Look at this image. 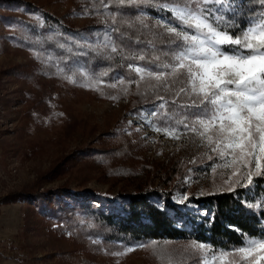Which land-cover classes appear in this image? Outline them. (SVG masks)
<instances>
[{
	"label": "rangeland",
	"instance_id": "rangeland-1",
	"mask_svg": "<svg viewBox=\"0 0 264 264\" xmlns=\"http://www.w3.org/2000/svg\"><path fill=\"white\" fill-rule=\"evenodd\" d=\"M26 3L32 9L23 7ZM120 3L0 0V264H203L202 257L212 261L213 253L215 264H264L257 255L245 258L211 245L199 249L194 247L199 243L189 240L113 244L94 233L99 227L78 212L77 217L57 213L60 199L70 206L112 208L118 205L114 198L121 189L134 194L148 186L172 188L180 210L204 214L206 208L195 206L190 196L229 189L264 168V160L257 170L254 158L218 155L191 131L176 128L174 138V127L158 126L146 109L133 110V104L145 102L143 94L157 86L185 87L182 77L158 80L132 68L134 81L118 73L104 82L94 79L96 71L88 63L72 69L56 65L62 59L56 47L64 46L65 38L116 60L114 25L139 30L125 12L116 16ZM45 12L72 32L57 36L47 30ZM160 18L155 23L166 31L163 21L168 20ZM78 33L80 38L73 36ZM176 94L189 98L180 90ZM213 161V171H208ZM37 186L42 191H69L48 193L51 207L45 199L30 196L4 202L9 194ZM157 203L164 208L163 199ZM220 252L228 255L221 260Z\"/></svg>",
	"mask_w": 264,
	"mask_h": 264
},
{
	"label": "trees",
	"instance_id": "trees-1",
	"mask_svg": "<svg viewBox=\"0 0 264 264\" xmlns=\"http://www.w3.org/2000/svg\"><path fill=\"white\" fill-rule=\"evenodd\" d=\"M114 11L116 16L127 15L134 27L128 29L123 24H115L117 36L116 60L108 59L100 52L71 39L65 38V44L56 49L61 53L62 59L56 65L64 69H72L77 63L87 64L95 72V80L108 82L116 74L124 80H135L132 68L143 67L153 73L164 72V76H171L168 70L162 66L169 63L167 51V37L161 36L166 31L155 23V18L161 17L166 20L172 19L171 12L161 9L163 0H119ZM127 1H137L133 5H126ZM201 7L214 8L226 7V0H221L220 5L209 3L205 5L201 0ZM29 7V4H22ZM130 7V9H127ZM254 10V11H253ZM35 11V10H34ZM264 14V0H243V5L237 23L241 26L245 18L258 17ZM44 27L54 30L57 36H64L71 29L63 25L60 18L45 12L43 15ZM176 23V21H173ZM59 29V30H58ZM61 29V30H60ZM65 29V30H62ZM64 31V32H63ZM238 31V30H237ZM235 38L236 33L229 32ZM79 37L78 34H73ZM80 38V37H79ZM55 52V51H54ZM143 55L144 59L139 57ZM131 65V68L129 67ZM160 67H157V66ZM89 70V69H88ZM91 70V72L93 71ZM144 73L149 74L148 71ZM155 76V75H153ZM172 89L157 86L148 94H143L144 99L140 104H133V110H147L155 115L158 126H170L181 129L175 123L180 119L177 112L195 111V109H181L180 105L190 103V98L182 94H176L181 89L179 83H172ZM175 101V103H173ZM163 104L164 107H159ZM214 161L208 164V171H213ZM251 183L244 178L238 179L233 186L226 190L204 193L200 196L192 195L190 199L195 206H204L206 212L199 213L192 210L182 211L173 201L174 189H161L142 186L134 194L121 189L114 201L116 207L103 208L97 204H79L70 206L68 203L58 200L57 213L78 214L86 217L99 227L96 234L102 236L103 240L113 244L132 245L135 243H153L160 241L189 240L196 243L205 242L218 251L235 250L242 245V240L249 236L258 237L264 230V168L260 172L251 175ZM64 194L69 191L67 187L58 190L47 189L42 191L40 186L24 190L19 193L9 194L4 202L15 201L20 197H34L45 199L51 207V198L48 193ZM89 192V191H88ZM85 192V193H88ZM164 200V208L157 201ZM181 221L184 223L181 224ZM189 225V228L187 227Z\"/></svg>",
	"mask_w": 264,
	"mask_h": 264
},
{
	"label": "snow or ice",
	"instance_id": "snow-or-ice-1",
	"mask_svg": "<svg viewBox=\"0 0 264 264\" xmlns=\"http://www.w3.org/2000/svg\"><path fill=\"white\" fill-rule=\"evenodd\" d=\"M194 2L197 7H192ZM203 3L220 5L221 0ZM199 5L200 0H163L160 5L162 11L174 14L163 21L166 32L161 36L167 37L165 55L169 63L162 67L169 75L183 78L185 87L180 92L189 95L190 103L180 108L195 109L175 113L181 117L175 123L207 140L220 156L231 153L233 159L254 158L259 170L264 160V14L245 18L241 26L237 16L243 0H226L223 8ZM230 31L236 33L235 38ZM112 51H116L114 45ZM139 58L143 60L144 56ZM134 71H148L158 80L165 74L143 67ZM163 131L168 134L167 128ZM172 135L178 138L176 128ZM248 179L251 183V175ZM194 247L210 248L205 242ZM235 251L245 258L257 255L264 260V230L258 237L242 240ZM226 255L220 252L218 258L223 260ZM216 259L215 253L212 261L202 257L203 264H215Z\"/></svg>",
	"mask_w": 264,
	"mask_h": 264
}]
</instances>
